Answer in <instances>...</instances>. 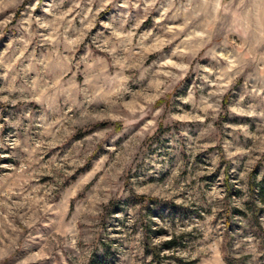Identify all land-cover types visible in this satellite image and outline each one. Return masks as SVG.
I'll use <instances>...</instances> for the list:
<instances>
[{
	"label": "rangeland",
	"instance_id": "rangeland-1",
	"mask_svg": "<svg viewBox=\"0 0 264 264\" xmlns=\"http://www.w3.org/2000/svg\"><path fill=\"white\" fill-rule=\"evenodd\" d=\"M145 243L264 264V0H0V264Z\"/></svg>",
	"mask_w": 264,
	"mask_h": 264
},
{
	"label": "trees",
	"instance_id": "trees-1",
	"mask_svg": "<svg viewBox=\"0 0 264 264\" xmlns=\"http://www.w3.org/2000/svg\"><path fill=\"white\" fill-rule=\"evenodd\" d=\"M147 229L148 228H146V230ZM174 244H175V238L172 237L170 239H167V240L163 241V243L161 244V247L170 248V247H173ZM158 248H160V247H157L155 244H149V243H145L144 244L145 253L146 254L149 253L151 255V261L155 262V264H164L162 262V257L160 255V252H159ZM227 263L228 264H234L235 260H233L232 258H228L227 259Z\"/></svg>",
	"mask_w": 264,
	"mask_h": 264
}]
</instances>
